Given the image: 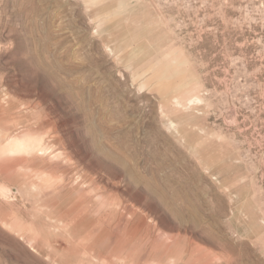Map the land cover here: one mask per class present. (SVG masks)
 <instances>
[{
    "label": "rangeland",
    "instance_id": "obj_1",
    "mask_svg": "<svg viewBox=\"0 0 264 264\" xmlns=\"http://www.w3.org/2000/svg\"><path fill=\"white\" fill-rule=\"evenodd\" d=\"M0 264H264V0H0Z\"/></svg>",
    "mask_w": 264,
    "mask_h": 264
},
{
    "label": "bare ground",
    "instance_id": "obj_2",
    "mask_svg": "<svg viewBox=\"0 0 264 264\" xmlns=\"http://www.w3.org/2000/svg\"><path fill=\"white\" fill-rule=\"evenodd\" d=\"M12 141V140H11ZM9 143H11V142H9ZM13 143H16V142H13ZM12 144V143H11ZM19 146H21V144H22V142H20V141H18V143H17ZM10 145V144H9ZM15 145V144H14ZM24 162V161H23ZM26 162V161H25Z\"/></svg>",
    "mask_w": 264,
    "mask_h": 264
}]
</instances>
